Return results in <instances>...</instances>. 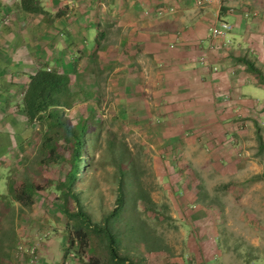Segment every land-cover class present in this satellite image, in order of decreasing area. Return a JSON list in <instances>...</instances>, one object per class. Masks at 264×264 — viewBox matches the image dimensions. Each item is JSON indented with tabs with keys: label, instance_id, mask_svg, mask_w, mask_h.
<instances>
[{
	"label": "rangeland",
	"instance_id": "1",
	"mask_svg": "<svg viewBox=\"0 0 264 264\" xmlns=\"http://www.w3.org/2000/svg\"><path fill=\"white\" fill-rule=\"evenodd\" d=\"M53 1L33 5L42 11L47 30L69 32L75 39L73 45L64 38L71 53L78 51L65 68L72 101L64 117L72 128L88 126L87 144L70 194L61 183L71 169V144L57 137L50 143L54 154L49 153V143L43 142L46 128L38 121L29 124L28 147L15 141L9 154L0 153V173L8 170L0 176V264H29L32 251L36 264H111L104 240L94 233L89 243L95 250L77 255L73 227L90 233L89 227L102 226L116 208L120 184L125 202L113 220V233L118 255L130 264H253L264 255L250 244L264 242V92L261 102L248 103L244 116L216 119L219 131L231 130L227 140L213 143L210 120H204L208 135L189 119L188 133H167L175 119H161L168 109L156 103L163 67L133 35L156 28V21L175 9L155 0H94L93 8L90 0H56L59 5L45 6ZM90 11L93 22L73 19ZM85 23L98 30L97 39L85 32ZM232 48L218 45L215 57L229 55ZM243 73L264 91L254 75ZM25 187L35 191L31 200L16 202ZM139 189L148 202L132 201ZM70 195L77 196L81 208ZM78 214L90 222L84 224ZM213 222L219 239L209 262L207 255L199 257L196 240ZM145 239L162 250L148 251ZM70 241L73 246L66 251Z\"/></svg>",
	"mask_w": 264,
	"mask_h": 264
},
{
	"label": "crops",
	"instance_id": "2",
	"mask_svg": "<svg viewBox=\"0 0 264 264\" xmlns=\"http://www.w3.org/2000/svg\"><path fill=\"white\" fill-rule=\"evenodd\" d=\"M0 1L3 3L0 4V153L4 155L15 148V141H18V146H29L27 137L30 122L22 111L21 95L23 96L30 77L40 69H49L63 70L62 73L70 79L65 68L71 64L72 56L78 51L71 53V47L67 48L65 44L64 38L69 40V44H75V39L69 35L71 33H53L47 30L43 16L26 12L21 0ZM36 2L43 3V0H31L30 5L34 7ZM155 2L168 10L174 8L173 13H170L173 15L157 20L156 28L137 31L133 36L138 44H143L145 52L151 54L153 61L163 67L156 103H161L162 108L168 109L163 110L165 113L160 116L161 119H175L170 122L167 133H188L186 124L189 119V125L202 128L200 132L208 135L210 129H206L207 121L204 120H210L215 134L213 143H219V138L223 137L227 140L231 130L219 131L216 119L244 116V108L249 107L248 103L261 102L263 98V86L246 81L242 60H247L257 70L264 71V0ZM198 2L201 4L198 5ZM93 3L94 0H90L92 8ZM56 5L59 2L54 0L45 6ZM51 10L53 11L52 8ZM9 13L13 15L10 22L7 19ZM84 14L83 18L78 14L73 19L93 22V11ZM221 20L232 26L229 46L233 47V52L215 57L219 54L218 45H224L219 40L211 43L207 37L209 29ZM85 26V32L97 39L98 30L93 25ZM74 36L76 38V32ZM245 48L250 49L246 51ZM89 51L92 52L93 48ZM203 57L205 65L201 66L198 61ZM213 68L216 69L215 72L211 71ZM164 104L167 106L164 107ZM200 121H203L202 124ZM7 172L8 170L2 171L0 176ZM213 225L206 226L204 234H199L196 240L199 257L207 255L204 260L209 262L217 253L216 242L219 239L215 222ZM250 244L254 248L259 247L264 254L263 241L252 240ZM212 245L215 247L212 248ZM194 259L198 262L195 254ZM254 261L253 264H264V255Z\"/></svg>",
	"mask_w": 264,
	"mask_h": 264
},
{
	"label": "trees",
	"instance_id": "3",
	"mask_svg": "<svg viewBox=\"0 0 264 264\" xmlns=\"http://www.w3.org/2000/svg\"><path fill=\"white\" fill-rule=\"evenodd\" d=\"M30 1L31 0H22L24 10L30 13L41 14L42 11L31 6L29 4ZM242 64L244 65L247 73L254 75L260 81V83L264 85V77L260 71L257 70L253 63L247 60H242ZM71 101L72 95L70 94L69 77L63 73H59L58 71H47L46 69H40L30 77L21 102L22 111L25 114L27 120L30 123L33 121H38L42 128H46V132L43 135V142H46V144L49 143V153L54 154V148L50 143L57 139V137H61V139H63L66 143L71 144V169L65 177V180L61 183V186L68 191V194H70V191L77 180L79 169L82 167V149L84 145L87 144L86 137L88 136V126L86 124H78V127L72 128L64 117V110L71 107ZM90 146H92V144H90ZM120 173L122 174V172ZM31 188L32 187H25L24 189L28 190L27 192L20 190L15 196L16 202H23L24 199L27 201L31 200L35 192ZM14 192L15 191L13 188V193ZM68 194L65 195L67 199L69 197ZM70 196L73 200H75L77 207L81 208L77 196ZM131 196L132 201H149L147 197H144L140 189L135 190ZM115 202L116 208L106 219H104V224L102 226L89 227L93 229L92 232L89 233L85 231L80 225H74L73 229L76 235L74 238L79 241L80 245L79 249L77 250V255H79L80 251L88 252L89 250H95V246L92 245V243H89V239L92 240V235L95 234L96 236L102 238L101 240H104L106 244L105 247L109 254V262L111 264H130L127 257H120L118 255L116 239L113 233L114 226L112 224L113 220H116L119 217L124 206L125 200L122 184H120L118 187V195ZM66 210L68 209L65 207V213H67ZM77 216H79L81 222L84 224L90 222V220L83 215L78 214ZM149 241L150 242H148L146 239L144 241V243H147L146 249L148 251L162 250L160 247H153L157 244L154 243L153 239H149ZM69 245L72 247L73 242H69L66 251L69 249Z\"/></svg>",
	"mask_w": 264,
	"mask_h": 264
},
{
	"label": "built area",
	"instance_id": "4",
	"mask_svg": "<svg viewBox=\"0 0 264 264\" xmlns=\"http://www.w3.org/2000/svg\"><path fill=\"white\" fill-rule=\"evenodd\" d=\"M201 2H198V5H200ZM232 31V26L226 22V21H218V23L214 26H212L208 31V40L212 43L214 41H222L224 46L230 45L229 36ZM199 65L204 66L205 61L204 57L200 58L198 61ZM215 68L212 69L213 72H215ZM30 254L31 259L29 258V264H36V256L33 255V251ZM66 263L69 262L73 256H68Z\"/></svg>",
	"mask_w": 264,
	"mask_h": 264
},
{
	"label": "clouds",
	"instance_id": "5",
	"mask_svg": "<svg viewBox=\"0 0 264 264\" xmlns=\"http://www.w3.org/2000/svg\"><path fill=\"white\" fill-rule=\"evenodd\" d=\"M227 46H229V45H227ZM47 71H49V70H47ZM28 263H29V260H28Z\"/></svg>",
	"mask_w": 264,
	"mask_h": 264
}]
</instances>
